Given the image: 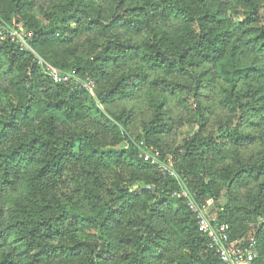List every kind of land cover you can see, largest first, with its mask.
<instances>
[{"label": "trees", "instance_id": "trees-1", "mask_svg": "<svg viewBox=\"0 0 264 264\" xmlns=\"http://www.w3.org/2000/svg\"><path fill=\"white\" fill-rule=\"evenodd\" d=\"M50 1L0 0L31 32L30 49L0 39V264H225L182 185L199 205L223 199L213 223L264 264V0ZM171 104L196 129L167 146Z\"/></svg>", "mask_w": 264, "mask_h": 264}, {"label": "built area", "instance_id": "built-area-1", "mask_svg": "<svg viewBox=\"0 0 264 264\" xmlns=\"http://www.w3.org/2000/svg\"><path fill=\"white\" fill-rule=\"evenodd\" d=\"M30 36L31 32L12 27L0 19V39L14 41L20 46L30 49L28 45ZM38 59L44 66L46 75L53 82L62 83L68 87L83 88L90 93L95 88V83L89 76L81 77L64 72L41 58L38 57ZM140 150V156L143 160L156 164L164 173L179 179L172 163L162 161L157 150L145 147L143 143H140ZM173 195L182 197L185 200L188 208L195 214L197 230L207 237L209 247L217 252L222 262L225 264H251L256 256L255 241L250 239L248 242L242 243L240 239H231L227 223H213L212 218L208 216L206 211V204H209L212 200H208L205 205H199L184 185Z\"/></svg>", "mask_w": 264, "mask_h": 264}, {"label": "rangeland", "instance_id": "rangeland-1", "mask_svg": "<svg viewBox=\"0 0 264 264\" xmlns=\"http://www.w3.org/2000/svg\"><path fill=\"white\" fill-rule=\"evenodd\" d=\"M37 3L39 4H49L51 3L50 0H37ZM38 14L41 17L40 12L37 10ZM11 26V25H10ZM17 28L16 26H12ZM23 29V28H21ZM205 93L207 95H211V91H209V89L205 90ZM122 102H117L114 105H112L110 108L112 109H117L119 107H121L123 104H121ZM129 106V105H128ZM172 107V115H173V119H174V123L172 125V129L171 132L168 135H165L163 137V142L167 145V146H173L176 145L178 143H180L182 141L183 138L191 135L195 129H196V125L191 124V123H186L183 122L182 124H179V121H177L178 117L180 116H184L185 115V111L181 108H176L173 106V104H171ZM146 110V112H144L143 108L141 105H138V107L134 108L135 111V118L133 120V123L131 125V133L133 135H135L139 130H140V123L143 120H146L149 117V111L147 108H144ZM219 113L218 111L215 112V114ZM214 114V115H215ZM211 120H213V118L211 117ZM224 203L223 199L217 200V201H210L209 204H206V211L209 217H212L213 215L216 214V212L218 211V208Z\"/></svg>", "mask_w": 264, "mask_h": 264}]
</instances>
